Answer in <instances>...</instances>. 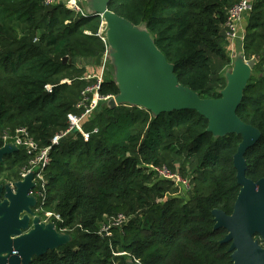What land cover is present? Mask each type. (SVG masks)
I'll use <instances>...</instances> for the list:
<instances>
[{"label":"trees","instance_id":"trees-1","mask_svg":"<svg viewBox=\"0 0 264 264\" xmlns=\"http://www.w3.org/2000/svg\"><path fill=\"white\" fill-rule=\"evenodd\" d=\"M239 1L109 0L107 8L146 28L182 86L217 99L231 66L224 23ZM250 2L236 49L246 61H258L236 114L261 133L244 155L245 175L256 182L264 177V0ZM101 23L99 16L60 3L0 0V148L3 135L20 127L41 147L66 130L81 92L95 83L85 78V67L107 50L97 36ZM99 93L116 96L113 79L102 80ZM82 128L88 141L71 133L52 147L45 193L37 199V208L60 217L56 229L71 241L31 264H232L230 244L221 243L226 231L213 230L211 211L232 213L239 136L214 137L192 110L154 117L140 107L110 108L106 102ZM27 163L21 149L5 156L0 184L19 180ZM163 166L190 180L187 194L152 169ZM119 214L127 223L101 236V226Z\"/></svg>","mask_w":264,"mask_h":264},{"label":"water","instance_id":"water-1","mask_svg":"<svg viewBox=\"0 0 264 264\" xmlns=\"http://www.w3.org/2000/svg\"><path fill=\"white\" fill-rule=\"evenodd\" d=\"M109 0H87L88 15L99 16L105 27L106 57L113 60L114 83L118 94L107 106L128 104L148 110L154 117L162 113L192 110L207 120L206 131L214 137L235 135L241 138L233 156L239 192L232 213L211 211L213 230L224 229L221 243L230 244L232 264H264V177L249 180L244 155L261 137L255 127L243 123L236 110L243 99L257 59L246 61L239 50L231 66L224 72L225 87L220 98L202 99L182 86L174 74V66L156 47L144 26H134L107 8ZM62 5V3H60ZM109 47V49H108ZM99 54L94 64L104 61ZM64 62L67 58L63 59ZM91 62V61H90ZM17 151L14 144L0 148L3 158ZM33 174L9 185H0V264H31L34 257L68 244L71 238L59 233L55 223H43L35 213L38 200L28 193L35 188ZM127 264H135L128 260Z\"/></svg>","mask_w":264,"mask_h":264},{"label":"built area","instance_id":"built-area-1","mask_svg":"<svg viewBox=\"0 0 264 264\" xmlns=\"http://www.w3.org/2000/svg\"><path fill=\"white\" fill-rule=\"evenodd\" d=\"M57 3H62V5H64L68 10L74 13H80L82 15L85 14L82 11L81 6L77 0H44L45 6H53ZM250 10V0H240L238 3L234 4L227 12L224 29L228 41L227 51L230 57L235 52L237 44H241L243 40V21L248 16ZM97 36L107 45L105 37V27L103 22L100 25ZM105 55L106 52L104 53L103 57ZM86 79H94L95 83L87 86L81 92L80 100L76 104V113L67 115L66 130L54 135L49 142V146H39V144L34 141L29 131L24 127L17 128L13 134L5 133L2 137L3 145L14 144L17 147V150L21 149L28 157V163L21 170L20 179L17 181L23 180V178L28 173L33 174L32 182L34 183L35 188L29 191V196H34L37 199L43 198L46 188L44 173L49 165V154L52 147L59 145L60 141L71 133H79L84 141H88L89 133L84 132L82 123H84L95 113L101 102H106L107 100L112 98V96L109 95H100L99 89L102 82L101 77H87ZM46 89L49 92L51 91L50 86H47ZM152 169L159 178L171 181L178 189V193L187 194L190 191L192 185L188 178H185L178 173H172L164 166L155 168L152 167ZM15 182H10L8 183V185L12 189H14L13 185ZM35 213L37 216H39L41 222L43 223H54V220L60 221V217L57 214L44 212L41 207L35 208ZM128 220L129 218L123 214H119L117 216L109 218L107 222L101 226V236H103V234L105 236H108L111 227H121L122 225L127 223ZM121 255L124 254L122 253ZM134 263L137 264V261H135Z\"/></svg>","mask_w":264,"mask_h":264},{"label":"rangeland","instance_id":"rangeland-1","mask_svg":"<svg viewBox=\"0 0 264 264\" xmlns=\"http://www.w3.org/2000/svg\"><path fill=\"white\" fill-rule=\"evenodd\" d=\"M82 11L85 13L86 11L81 7ZM109 49V47H108ZM238 50L235 49V52L232 54L231 63H233V59L235 58ZM104 63L100 64L99 66L94 64L93 62H89L88 66L86 68V77H98L102 80L106 79H113L115 76V67L113 65V60L111 58H108L104 56ZM113 98V97H112ZM110 100V99H109ZM107 100L106 102H108ZM107 105V103H106Z\"/></svg>","mask_w":264,"mask_h":264},{"label":"crops","instance_id":"crops-1","mask_svg":"<svg viewBox=\"0 0 264 264\" xmlns=\"http://www.w3.org/2000/svg\"><path fill=\"white\" fill-rule=\"evenodd\" d=\"M65 1V0H64ZM78 2H79V4H80V6L85 10L87 7H88V5H86V2H87V0H77ZM88 2H89V0H88ZM85 14H87V12H85ZM240 44V43H239ZM236 50H238L239 51V49H236ZM227 70V69H226ZM225 70V71H226Z\"/></svg>","mask_w":264,"mask_h":264},{"label":"flooded vegetation","instance_id":"flooded-vegetation-1","mask_svg":"<svg viewBox=\"0 0 264 264\" xmlns=\"http://www.w3.org/2000/svg\"><path fill=\"white\" fill-rule=\"evenodd\" d=\"M11 182H15V181H11ZM0 185H3L4 186V185H8V183H6V184H0Z\"/></svg>","mask_w":264,"mask_h":264}]
</instances>
